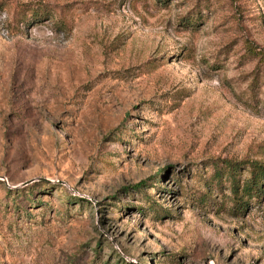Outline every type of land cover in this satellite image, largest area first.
Wrapping results in <instances>:
<instances>
[{
    "label": "rangeland",
    "instance_id": "1",
    "mask_svg": "<svg viewBox=\"0 0 264 264\" xmlns=\"http://www.w3.org/2000/svg\"><path fill=\"white\" fill-rule=\"evenodd\" d=\"M244 159L264 0H0V264H264Z\"/></svg>",
    "mask_w": 264,
    "mask_h": 264
},
{
    "label": "trees",
    "instance_id": "2",
    "mask_svg": "<svg viewBox=\"0 0 264 264\" xmlns=\"http://www.w3.org/2000/svg\"><path fill=\"white\" fill-rule=\"evenodd\" d=\"M247 162V163H246ZM241 163L245 164L249 168L250 176L246 181L245 187H243V191H253L255 192L258 188L259 184L264 182V163L263 162H257V161H248V160H241ZM237 164V162H228L226 167H229L231 169L232 166ZM225 167V166H224ZM230 185H231V193H232V199L234 203H237L240 201L241 194L239 193L238 185L233 180L232 171L230 172ZM240 203V202H238Z\"/></svg>",
    "mask_w": 264,
    "mask_h": 264
}]
</instances>
